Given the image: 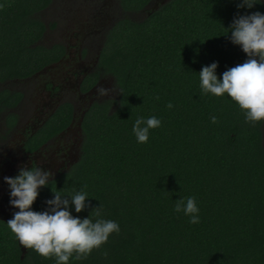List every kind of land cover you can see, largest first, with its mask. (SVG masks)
<instances>
[{
    "label": "trees",
    "instance_id": "16d2710c",
    "mask_svg": "<svg viewBox=\"0 0 264 264\" xmlns=\"http://www.w3.org/2000/svg\"><path fill=\"white\" fill-rule=\"evenodd\" d=\"M152 1L120 0L127 13ZM51 3L0 0V84L65 53L41 44ZM263 34L260 0H170L113 25L97 67L119 99L88 108L71 169L31 170L20 216L0 219V264H264ZM74 112L64 104L28 151Z\"/></svg>",
    "mask_w": 264,
    "mask_h": 264
},
{
    "label": "rangeland",
    "instance_id": "374dc122",
    "mask_svg": "<svg viewBox=\"0 0 264 264\" xmlns=\"http://www.w3.org/2000/svg\"><path fill=\"white\" fill-rule=\"evenodd\" d=\"M162 5L151 3L145 10L133 14L122 9L120 0H52L51 5L41 14V20L48 27L41 44L49 47L61 43L67 48L68 54L59 66L51 67L39 76L0 84L2 88L26 93L24 102L15 111H0V197L3 198L0 200V219L15 220L19 193L15 199L12 193L8 196L7 184L14 180L15 173H23L27 165L22 152L24 129L34 127L44 120L50 106L71 103L77 112L73 132L52 140L41 153L31 158L41 167L48 165L50 170L58 168L65 155L69 159L73 158L76 154L73 143L79 140L81 144L82 141L81 129L76 133L74 129H79L78 122L88 108L95 103L119 99L120 90L114 78L100 75L102 71L97 67L108 33L106 28L124 18L142 21ZM261 41H264V35ZM96 75H100L98 84L86 89L87 80H95ZM80 78L84 80L81 91L88 93L85 96L78 92ZM52 84L58 88L54 94L47 89ZM115 107L116 104H112V108ZM10 113L17 114L20 121L12 131L4 128V121Z\"/></svg>",
    "mask_w": 264,
    "mask_h": 264
},
{
    "label": "flooded vegetation",
    "instance_id": "af4514ba",
    "mask_svg": "<svg viewBox=\"0 0 264 264\" xmlns=\"http://www.w3.org/2000/svg\"><path fill=\"white\" fill-rule=\"evenodd\" d=\"M168 1H170V0H153L151 3L157 5L158 3L159 4H161V3L162 4H165V2H168ZM260 1L264 4V0H260ZM106 4H107V2H106ZM132 13L133 14H138L140 12H132ZM112 27L106 28V30L108 31V33H109V31L111 30ZM262 36H260V39H261ZM58 44L63 45L61 43H58ZM54 45H57V44H54ZM54 45H52V46H54ZM52 46H49V47H52ZM67 54H68V50L65 47V53L62 55V57L59 58V60L57 62L52 63L50 66H48L47 68H45L43 71H41L40 73H38V74L34 75L33 77L28 78V79H31V78L36 77L37 75L39 76L40 74H43L46 70H48L51 67L59 66L62 63V61L65 59V57H66ZM28 79H25V80H28ZM13 81H17V80H13ZM83 82H84V80L82 81L81 78H80V81H79L80 86H79L78 92L80 93L81 96H85V95L88 94V93L84 94L81 91V86H82V83ZM47 89H48V91L51 94L52 93L54 94L57 91L58 88L54 84H52L51 86H47ZM5 91L9 92L10 94H12V93L13 94H20V101L16 105L11 106V104H14L16 102V98L15 97H6V96H3V98H1L0 111L3 112V113H7V111H15L17 109V107L24 102L26 93L21 92V91H14L11 88H2L0 86V94L2 92H5ZM7 103H9V104H7ZM64 104H66V103H61L59 105L50 106L48 108V110H47V113L48 114L46 115V117L44 118V120L40 121V123L38 125L34 126V127L32 126L31 128L24 129V134H25L24 138H25V140L23 141V144H22V152L24 154V157L26 158L27 165H26V167H24L23 173H21V172L15 173L14 180L10 184H7L8 185V193H9L8 196H10V194L12 193L14 195V199H15V197L17 196L16 194L19 193V197H18L19 199L18 200L16 199V204H17L16 206L17 207H15V210L17 212L14 215L15 220L21 214L22 201L27 199V197H28L27 195L30 193L31 188H32L31 186H33V185H30L32 183V181L28 178L31 175V170L33 168H36L38 170V175H37V179L36 180H38V182H41V181L42 182H45L47 180L54 179L55 177L59 176L60 174H62L64 172H67L69 169H71L78 162V159H79V151H80L79 150L80 149L79 140L78 141H75L73 143L74 144L73 147L76 148V154H75V156L73 158L69 159L65 155L63 157V160H62L61 164L59 165V167L56 168V169H54V170H50L48 165H47V167H41L40 165H38L37 162H35L34 160L32 161V158H31L32 155L41 153V151L43 150V148L49 142H51L52 140H54V139H56V138H58L60 136H65V135L70 134V133L73 132V125L76 122V117H77V112H76V109H75V107L73 105L72 106L74 107V111H75L74 112V117H73V121H72V123H71V125L69 126L68 129H66L65 131H62L57 137L49 140L38 151L29 152L28 149H27V143L29 142V140H31L32 137H34L36 134H38V132L48 124L49 120L53 116H55V114L58 112V110ZM43 113H45V111ZM10 114H12L14 116V118L8 119L9 116H7V119L4 121V128L6 130H8V131H12L15 128H17L18 125H19V123H20L19 116L17 114H15V113H10ZM3 120H4V118H3ZM81 123H82V119L78 122L79 129L78 130L74 129V132L75 133L77 131H80V129H81ZM0 172L2 174V171L1 170H0ZM12 179L13 178H10V180H12ZM21 190H22V192H21ZM2 199L3 198L0 197V200H2Z\"/></svg>",
    "mask_w": 264,
    "mask_h": 264
}]
</instances>
